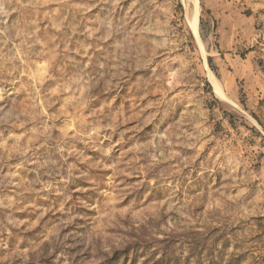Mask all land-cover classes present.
<instances>
[{"label": "rangeland", "instance_id": "374dc122", "mask_svg": "<svg viewBox=\"0 0 264 264\" xmlns=\"http://www.w3.org/2000/svg\"><path fill=\"white\" fill-rule=\"evenodd\" d=\"M132 227L138 264H264V0H0V264Z\"/></svg>", "mask_w": 264, "mask_h": 264}, {"label": "trees", "instance_id": "16d2710c", "mask_svg": "<svg viewBox=\"0 0 264 264\" xmlns=\"http://www.w3.org/2000/svg\"><path fill=\"white\" fill-rule=\"evenodd\" d=\"M130 227V226H128ZM150 226L148 227V229ZM130 232H125L121 243L117 246H110L109 252L99 251L96 259H100V264H138V252L148 251L149 244L146 242L147 231L144 227L136 229L130 228ZM141 264H167L164 260L156 263L151 256L143 258Z\"/></svg>", "mask_w": 264, "mask_h": 264}, {"label": "bare ground", "instance_id": "6f19581e", "mask_svg": "<svg viewBox=\"0 0 264 264\" xmlns=\"http://www.w3.org/2000/svg\"><path fill=\"white\" fill-rule=\"evenodd\" d=\"M194 2H195V4H196V0H194ZM190 17V16H189ZM192 18V17H191ZM193 19V18H192ZM190 22V21H189ZM191 25H192V28H193V30H194V32L197 34V31H198V7H197V12H196V15L194 16V19H193V21L191 22ZM198 38V37H197ZM211 79H212V81H213V84L215 85V87H216V90H217V92H218V94H223L222 92H221V88H219V85L217 84V82H216V80L214 79V77L213 76H211ZM215 90V91H216Z\"/></svg>", "mask_w": 264, "mask_h": 264}]
</instances>
